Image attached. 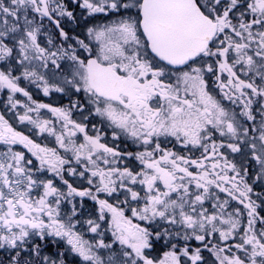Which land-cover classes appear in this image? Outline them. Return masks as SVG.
<instances>
[{
	"label": "snow or ice",
	"instance_id": "6c2138e0",
	"mask_svg": "<svg viewBox=\"0 0 264 264\" xmlns=\"http://www.w3.org/2000/svg\"><path fill=\"white\" fill-rule=\"evenodd\" d=\"M0 264H264V0H0Z\"/></svg>",
	"mask_w": 264,
	"mask_h": 264
}]
</instances>
